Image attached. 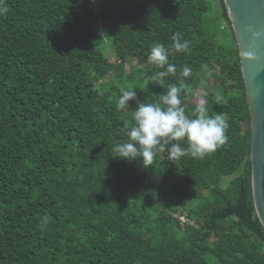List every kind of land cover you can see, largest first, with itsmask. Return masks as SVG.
I'll return each instance as SVG.
<instances>
[{
  "label": "trees",
  "instance_id": "16d2710c",
  "mask_svg": "<svg viewBox=\"0 0 264 264\" xmlns=\"http://www.w3.org/2000/svg\"><path fill=\"white\" fill-rule=\"evenodd\" d=\"M4 3L0 264H264L252 119L233 28L222 43L207 25L205 0ZM177 32L190 49L170 55L177 73L166 83L183 80L181 98L194 117V94L216 80L219 89L205 106L227 121L226 142L204 158L170 161L167 151L158 153L149 167L139 158L118 159L115 148L128 139L133 112L117 108L115 83L104 91L99 85L114 73L118 83L136 81L126 73L138 62V76L149 84L138 99L159 102L165 89L147 79L158 70L148 56L157 44L171 48ZM185 65L189 78L179 76Z\"/></svg>",
  "mask_w": 264,
  "mask_h": 264
},
{
  "label": "clouds",
  "instance_id": "9594fccd",
  "mask_svg": "<svg viewBox=\"0 0 264 264\" xmlns=\"http://www.w3.org/2000/svg\"><path fill=\"white\" fill-rule=\"evenodd\" d=\"M8 11L4 0H0V16ZM171 40V48L157 44L148 56V63L158 70L147 79L165 89L159 102L140 101L133 88L121 90L117 108L129 110V101H135L137 107L132 110L134 123L130 130L125 131L128 139L116 145L118 159L135 161L139 158L145 167H149L158 153L167 151L170 161L185 156L204 158L226 142L225 133L229 125L222 115L210 116L203 101L196 106L194 117L187 115L181 98L183 80L180 85L166 83L167 77L177 73V66L169 61L170 55L187 53L190 49V41L179 32L174 33ZM201 68L208 71L207 64L201 65ZM192 75L189 65H185L179 73L181 78ZM181 142H186L187 146H182ZM47 222L48 217H43L41 226Z\"/></svg>",
  "mask_w": 264,
  "mask_h": 264
},
{
  "label": "water",
  "instance_id": "95a60500",
  "mask_svg": "<svg viewBox=\"0 0 264 264\" xmlns=\"http://www.w3.org/2000/svg\"><path fill=\"white\" fill-rule=\"evenodd\" d=\"M236 36L251 115L255 208L264 227V0H224Z\"/></svg>",
  "mask_w": 264,
  "mask_h": 264
},
{
  "label": "rangeland",
  "instance_id": "374dc122",
  "mask_svg": "<svg viewBox=\"0 0 264 264\" xmlns=\"http://www.w3.org/2000/svg\"><path fill=\"white\" fill-rule=\"evenodd\" d=\"M205 3L209 10L206 16V22H207L208 27L212 29L213 32L217 34V36L220 37V40L222 43H229L231 39L230 30L232 28L228 25V22L226 18L224 17V9H223L221 0H205ZM223 28L227 30L224 32H221L220 30ZM102 29L104 33L107 32V28H104L102 26ZM104 37H105L104 38L105 39V52L108 54L112 63L115 64L117 61H116V57L113 52L112 43L109 40L107 34ZM141 69L143 68L139 66L138 62H133V65L130 64L127 67L126 76L131 77V79H136V81L132 83H126V84L118 83L119 82L117 81L118 76L116 73H114L112 76L106 78L99 85L100 86L99 88L102 91H104L105 89L109 88L111 84L115 83L116 92H118V94L120 93L122 89L127 90L129 88L136 89V93H138L141 90L145 91L148 89L149 84L148 83L144 84L143 82H141V79L139 78L138 73H137V71ZM206 82L207 83L204 84L203 87L194 94V103L199 104L201 101L206 103V99L209 93L218 91L219 87H218V83L216 82V80L210 78ZM136 107H137V104L134 101H131L130 103L131 111L134 110Z\"/></svg>",
  "mask_w": 264,
  "mask_h": 264
},
{
  "label": "built area",
  "instance_id": "2783aa9c",
  "mask_svg": "<svg viewBox=\"0 0 264 264\" xmlns=\"http://www.w3.org/2000/svg\"><path fill=\"white\" fill-rule=\"evenodd\" d=\"M180 220H181V222H183L184 224H186V223L188 222L187 219L184 218V217H181Z\"/></svg>",
  "mask_w": 264,
  "mask_h": 264
}]
</instances>
